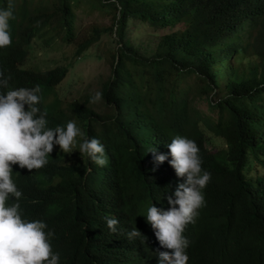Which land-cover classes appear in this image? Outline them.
I'll list each match as a JSON object with an SVG mask.
<instances>
[{
  "label": "trees",
  "instance_id": "1",
  "mask_svg": "<svg viewBox=\"0 0 264 264\" xmlns=\"http://www.w3.org/2000/svg\"><path fill=\"white\" fill-rule=\"evenodd\" d=\"M18 1L11 0L16 39L0 48L9 88L40 85L38 107L47 112L48 127L72 121L84 133L74 157L65 158L55 145L39 170L12 165L22 219L43 221L45 231L54 232L59 264H161L158 253L169 250L146 215L152 205L168 210L167 197L186 181L170 166L168 144L176 136L197 144L202 169L211 174L205 206L184 232L188 264H264V0ZM79 2L112 12L108 30L117 46L107 47L111 74L101 84L99 113L91 94L70 104L61 100L57 86L67 65L20 71L5 53L24 54L32 37L53 46L73 42ZM8 5L0 0V7ZM130 18L183 28L140 53L126 36ZM34 24L49 33L47 40ZM93 31L79 38L73 61L98 39L99 29ZM206 131L224 147L211 151ZM92 138L104 145L106 166L79 152ZM150 149L168 159L157 163ZM105 217L118 219L116 233ZM133 227L146 239L129 240Z\"/></svg>",
  "mask_w": 264,
  "mask_h": 264
},
{
  "label": "clouds",
  "instance_id": "2",
  "mask_svg": "<svg viewBox=\"0 0 264 264\" xmlns=\"http://www.w3.org/2000/svg\"><path fill=\"white\" fill-rule=\"evenodd\" d=\"M13 18V4L9 0L7 8L0 7V48L11 47L16 39L10 33ZM36 27L41 35L42 30ZM37 39L40 38L32 37L23 46L25 52L22 55L5 51L18 70L38 71L24 66L30 45ZM18 49L21 51V45ZM10 79L3 73L0 62V88H5L0 90V264H59L60 255L53 252L50 239L54 232H46L47 225L43 221L22 219L19 203L22 192L13 181L12 165L18 164L29 172L39 170L47 165L55 145L64 153H72L77 137H83L84 133L72 121L66 127H48L47 112H41L38 107L41 86L9 88ZM101 100L102 93L97 91L90 102L98 103ZM168 149L170 166L177 177H186V181L178 184L174 194L167 197L168 210L152 205L147 209L146 220L155 230L161 247L169 250L158 253L161 264H188L186 249L189 241L184 232L189 224L195 223L199 209L205 206L203 190L210 182L211 174L202 169L200 150L193 140L176 136L168 144ZM79 152L87 155L96 165L106 166L108 163L104 145L96 138L80 143ZM149 152L157 163L168 159L164 154H157L155 149ZM10 197L16 201L11 205ZM105 219L108 229L116 233L118 219ZM127 237L133 240L144 236L133 227Z\"/></svg>",
  "mask_w": 264,
  "mask_h": 264
},
{
  "label": "rangeland",
  "instance_id": "3",
  "mask_svg": "<svg viewBox=\"0 0 264 264\" xmlns=\"http://www.w3.org/2000/svg\"><path fill=\"white\" fill-rule=\"evenodd\" d=\"M76 0H71L74 3ZM18 3L20 1L17 0ZM76 9V27L78 35L73 42L65 46H53L45 44L47 41L37 39L32 41L28 52V57L24 64L25 67L34 70H44L46 67L55 65H67V74L57 86V93L65 104H70L74 100H82L86 94L94 95L100 91L102 81L104 82L111 69L107 61V47H116L112 41L114 33L109 32L112 12L100 5L91 8L79 2ZM99 29L98 39L88 48L80 51L76 60L73 61L74 53L78 47L77 42L82 36H90L94 33L93 28ZM182 24H177L170 28H158L147 22L130 18L127 24L126 36L132 41L134 47L143 53L145 50L150 52L160 38L165 33L173 30L182 29ZM43 37L47 40L49 33L42 30ZM79 50V49H78ZM204 107V103H200ZM96 112H100V105H91ZM207 147L211 151H216L224 147V141L215 137L208 131ZM58 150L57 147L55 151ZM65 158H71L78 154L76 147L72 153H64Z\"/></svg>",
  "mask_w": 264,
  "mask_h": 264
}]
</instances>
